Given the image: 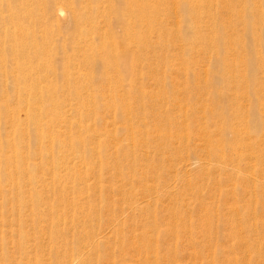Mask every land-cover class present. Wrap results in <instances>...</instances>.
<instances>
[{
    "label": "rangeland",
    "instance_id": "1",
    "mask_svg": "<svg viewBox=\"0 0 264 264\" xmlns=\"http://www.w3.org/2000/svg\"><path fill=\"white\" fill-rule=\"evenodd\" d=\"M258 113L264 0H0V264H264Z\"/></svg>",
    "mask_w": 264,
    "mask_h": 264
},
{
    "label": "bare ground",
    "instance_id": "2",
    "mask_svg": "<svg viewBox=\"0 0 264 264\" xmlns=\"http://www.w3.org/2000/svg\"><path fill=\"white\" fill-rule=\"evenodd\" d=\"M34 1V0H33ZM42 4V3H41ZM58 12H60L61 11V8H57L56 9ZM174 16V15H173ZM123 19L124 18H126V17H129V20H128V22L129 23H133V25L135 26L137 23H138V25H141V27H144V28H149L150 26L152 27V26H154V23H156V21H157V19H158V16L156 17V15H154V14H152V15H150V17L149 16H147V14H146V12H145V10H143V9H136V8H132L131 6H129V7H127V11L123 14ZM216 18V17H215ZM212 21V20H211ZM158 22V21H157ZM202 22V21H201ZM195 24V23H194ZM205 24V23H204ZM204 24L202 25V26H204ZM214 24V23H213ZM137 25V26H138ZM198 25V24H197ZM216 25V24H215ZM199 28V27H198ZM142 31V30H141ZM205 32V31H204ZM126 33H127V36H135V34H131V33H128L127 31H126ZM138 38H141L142 37V32H139L138 33ZM196 36H198V35H196ZM207 36V35H206ZM199 40H203L204 42H206V41H208V38L207 37H205V36H203V34H199ZM211 40V39H210ZM209 40V41H210ZM207 43V42H206ZM208 45V44H207ZM117 46V45H116ZM115 46V47H116ZM133 46H134V42H133ZM22 67L23 66H21L19 69H21L22 70ZM24 73V72H23ZM26 77V76H25ZM24 77V78H25ZM24 80V79H23ZM30 89V88H29ZM25 90H28V85L27 86H25ZM259 114V113H258ZM257 114V116H256V118H255V120H256V124H255V128L257 129V130H260V128H261V126H263L264 125V115H262V114H259L258 115ZM164 128V127H163ZM166 128V127H165ZM164 128V129H165ZM239 142H241V140L239 141ZM209 143V139L208 140H205V145H207ZM243 143V142H242ZM262 155H263V157H262ZM262 155H259L258 156V158L260 157V162L261 163H263L264 162V154L262 153ZM257 158V159H258ZM199 160H197V162H198ZM251 173H252V171H251ZM251 175V174H250ZM249 175V176H250ZM252 175H254L253 173H252ZM259 176H261V175H258V177ZM255 177V176H254ZM257 177V176H256ZM248 178H251V176L250 177H248ZM263 178V177H262ZM252 179V178H251ZM250 179V180H251ZM254 180H252V182H253ZM260 182V181H259ZM263 183V182H262ZM216 184V183H215ZM247 190V189H246ZM254 190H255V188L252 190V192H254ZM229 193H231V194H234L235 192L234 191H229ZM261 193V190L259 189V188H256V191L254 192V194H256V195H258V194H260ZM125 195V194H124ZM249 200V199H248ZM248 200H246V201H239V202H242V204L240 205V207H242V206H246L248 209H250L249 208V205H250V200L248 201ZM255 201V200H254ZM254 203V202H253ZM227 204V203H226ZM252 204V203H251ZM52 208H53V205L51 206ZM133 208L136 210V209H138L139 211H145V210H148L147 208V205H143V206H140V205H136V206H134L133 205ZM204 210V212L202 213V214H204V216L205 215H209V214H211L210 213V209H208V208H203L202 207V209H201V211H203ZM228 210H229V212H234V211H237L238 212V205L235 203H233L229 208H228ZM253 213H255V211L253 210ZM237 214V213H236ZM259 215V214H258ZM203 216V217H204ZM181 217V216H180ZM202 217V218H203ZM213 217V216H212ZM230 217V216H229ZM237 217V216H236ZM238 219V218H237ZM212 220H214V217H213V219ZM203 221V220H202ZM205 222V221H204ZM201 223V222H200ZM211 223V219H208V224L209 225H211L210 224ZM200 225V224H199ZM207 225V224H206ZM203 226H205V224L203 225ZM253 225H252V223H250V224H248V223H245L244 224V227H247L249 230L251 229V227H252ZM201 228V227H200ZM261 228V227H260ZM262 229V228H261ZM205 230V229H204ZM204 230H202V231H204ZM242 231H240L238 228L236 229V228H232V227H230L229 228V230H228V235H229V237H234V236H242ZM244 238V237H243ZM249 239V238H248ZM208 240V239H207ZM242 239H239V242L241 241ZM246 241V240H245ZM238 242V243H239ZM206 243V242H205ZM208 243V242H207ZM206 243V244H207ZM242 244V243H241ZM244 244V243H243ZM245 244L247 245V246H249L248 245V243H246L245 242ZM245 245V246H246ZM78 260V259H77ZM76 260V261H77ZM81 260H83V259H81ZM80 260V261H81Z\"/></svg>",
    "mask_w": 264,
    "mask_h": 264
}]
</instances>
